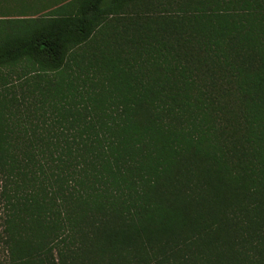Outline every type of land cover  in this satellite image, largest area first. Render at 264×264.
I'll return each mask as SVG.
<instances>
[{
    "label": "trees",
    "instance_id": "obj_1",
    "mask_svg": "<svg viewBox=\"0 0 264 264\" xmlns=\"http://www.w3.org/2000/svg\"><path fill=\"white\" fill-rule=\"evenodd\" d=\"M0 264H264V0H0Z\"/></svg>",
    "mask_w": 264,
    "mask_h": 264
},
{
    "label": "rangeland",
    "instance_id": "obj_2",
    "mask_svg": "<svg viewBox=\"0 0 264 264\" xmlns=\"http://www.w3.org/2000/svg\"><path fill=\"white\" fill-rule=\"evenodd\" d=\"M28 1H35V0H28ZM9 5H12V3H11V4L4 3V4H3V7H4V8H9ZM13 6H15V5H13Z\"/></svg>",
    "mask_w": 264,
    "mask_h": 264
}]
</instances>
